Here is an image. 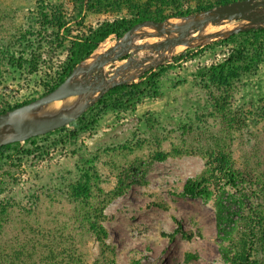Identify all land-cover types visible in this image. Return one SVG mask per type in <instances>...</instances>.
<instances>
[{
	"label": "rangeland",
	"instance_id": "rangeland-1",
	"mask_svg": "<svg viewBox=\"0 0 264 264\" xmlns=\"http://www.w3.org/2000/svg\"><path fill=\"white\" fill-rule=\"evenodd\" d=\"M228 1L0 0V110L50 91L68 65L72 41L105 22L134 20L144 13L179 18ZM261 38V60L240 77L232 94L231 113L246 117L242 129L223 127L213 100L219 92L211 77L199 72L252 41L249 34L179 47L173 60L162 65L172 67L162 73L158 96L144 97L132 109L98 113L89 129L75 121L43 135L38 149L25 142L12 148L9 158L0 159V264H94L101 241L98 223L108 233L105 245L114 251L116 264H230L221 253L227 242L217 230L214 201L187 196L185 186L206 170V151L224 143L230 145L235 171L250 182L251 175L252 181L263 177ZM186 52L189 58L174 63ZM85 114L87 121L93 117L89 110ZM148 117L154 119L152 126ZM74 130L79 135L71 138ZM26 148L36 153L22 152ZM159 154L164 157L158 159ZM122 185L125 190L115 196ZM226 190L232 225H239L241 212L246 215L253 206L264 213L257 195L242 197L230 185ZM92 206L103 209L98 221Z\"/></svg>",
	"mask_w": 264,
	"mask_h": 264
},
{
	"label": "trees",
	"instance_id": "trees-1",
	"mask_svg": "<svg viewBox=\"0 0 264 264\" xmlns=\"http://www.w3.org/2000/svg\"><path fill=\"white\" fill-rule=\"evenodd\" d=\"M210 7L213 6L200 8L196 11ZM167 17L168 16L161 13H144L134 20L119 19L112 23L105 22L98 28L91 29L88 35L75 38L72 41V51L64 74L60 81L52 87L51 90L60 85L81 61L93 54L99 45L111 36L116 35L121 37L133 25L143 20L153 19L159 21L164 20ZM244 34L253 35L254 39L249 42H244L238 48L232 50L229 57L223 63L212 66L208 70L203 69L199 72V75L202 77L209 75L212 79L211 84L216 86V89L219 92V95H213V100L217 107L223 127L227 129L229 126H231V128L242 129L247 125L244 113L236 112L235 115L231 113L230 104L233 96L232 94L234 93L236 83L240 77L243 74L252 71L262 57L263 42L262 38L260 39V36H264V29H251L242 32L239 35ZM235 36L236 35H234V37ZM251 46L253 49L250 48ZM190 56L191 55L187 52L181 53L174 57V63H179ZM171 67V64L164 65L158 70H152L146 73L138 82L120 85L111 89L89 109V112L92 114L90 116H93L90 120H86L88 114H85L76 122L80 124L82 129H89L95 124V116L98 113H104L111 109H132L140 104L144 97L158 96L160 94L159 87L163 76L162 73L165 69ZM7 110L10 109L0 110V114ZM152 121H154L153 117L147 118V123L150 126H152ZM184 129L186 131L191 130L188 125H185ZM63 130L64 129L61 128L48 133L45 136L48 137L53 133ZM79 132L80 131L77 130L70 131L69 135L71 138H75L79 135ZM39 137L41 136L31 138L25 141V143H29L38 149L39 146L37 145V142ZM21 144L22 142H17L0 147V159L5 157L9 158L11 156L9 152L12 148L18 147ZM214 149L215 150L212 149L208 152L206 151L204 157L206 158L207 168L197 178L188 180L185 186V194L187 196H199L214 201L217 211V230L223 241L227 242V245H224L225 243L221 245V253L227 262L230 264H263L264 213L261 211V206H253L246 215L243 210L241 212L243 215L241 216V222H239V225L234 226L232 225L234 221L232 218H229L227 212V210L230 211V208L227 207L225 194H227L226 185H230V189L237 192L242 197H245L247 194H251L253 197L255 194L257 195V199L264 201V173L263 177L256 176L254 181H252L251 175L250 182L247 176L234 170L230 159L231 148L229 144H217V147ZM19 151L20 150L17 149V152ZM22 152H25L26 154H34L36 153V150L34 148H26ZM177 153H179V151H177ZM213 153L215 155L214 157L211 156ZM163 157L162 154H159L158 159H162ZM223 179H226L225 183H223ZM0 190L2 189L0 188ZM124 190V186H120L117 191L115 190V196L122 193ZM90 210L93 214H91ZM90 210L88 213L93 215L95 220L98 221V219L102 218L103 209H99L98 206H92L90 207ZM239 226L242 228H239ZM97 227L99 230V232L97 231V234L101 241L99 254L95 259L94 264H116L113 256L114 251L109 250L105 245L104 238L108 236L107 231L99 223ZM100 234H102L103 237H101Z\"/></svg>",
	"mask_w": 264,
	"mask_h": 264
},
{
	"label": "water",
	"instance_id": "water-1",
	"mask_svg": "<svg viewBox=\"0 0 264 264\" xmlns=\"http://www.w3.org/2000/svg\"><path fill=\"white\" fill-rule=\"evenodd\" d=\"M234 21L239 24L231 29L208 31ZM251 29H264V0H235L179 18L138 22L99 53L100 44L55 89L0 114V147L72 124L111 89L172 61L179 47L204 46Z\"/></svg>",
	"mask_w": 264,
	"mask_h": 264
},
{
	"label": "bare ground",
	"instance_id": "bare-ground-1",
	"mask_svg": "<svg viewBox=\"0 0 264 264\" xmlns=\"http://www.w3.org/2000/svg\"><path fill=\"white\" fill-rule=\"evenodd\" d=\"M221 29V28H220ZM217 30V28L216 29H214L213 31H216ZM108 40V39H107ZM104 41L103 43H101V45H100V47H99V49H98V52L100 53V52H103V51H105V50H107L109 47H111L112 45H113V42H108V41Z\"/></svg>",
	"mask_w": 264,
	"mask_h": 264
}]
</instances>
